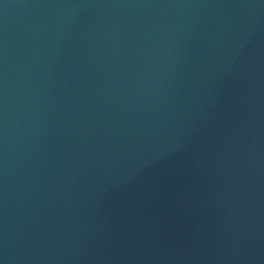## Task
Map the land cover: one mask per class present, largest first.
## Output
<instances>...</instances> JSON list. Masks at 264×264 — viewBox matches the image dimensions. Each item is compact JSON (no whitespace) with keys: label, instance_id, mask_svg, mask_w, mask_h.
<instances>
[{"label":"water","instance_id":"water-1","mask_svg":"<svg viewBox=\"0 0 264 264\" xmlns=\"http://www.w3.org/2000/svg\"><path fill=\"white\" fill-rule=\"evenodd\" d=\"M0 264H264V0H0Z\"/></svg>","mask_w":264,"mask_h":264}]
</instances>
